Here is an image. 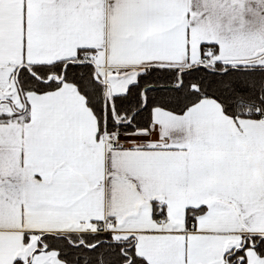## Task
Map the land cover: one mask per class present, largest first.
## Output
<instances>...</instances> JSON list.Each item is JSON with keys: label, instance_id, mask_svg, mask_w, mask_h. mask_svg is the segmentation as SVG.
Returning <instances> with one entry per match:
<instances>
[{"label": "snow or ice", "instance_id": "obj_1", "mask_svg": "<svg viewBox=\"0 0 264 264\" xmlns=\"http://www.w3.org/2000/svg\"><path fill=\"white\" fill-rule=\"evenodd\" d=\"M0 264H264V0H0Z\"/></svg>", "mask_w": 264, "mask_h": 264}]
</instances>
